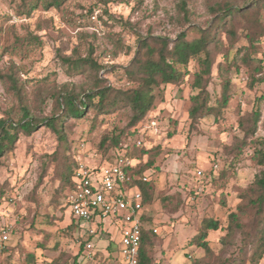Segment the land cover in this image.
I'll list each match as a JSON object with an SVG mask.
<instances>
[{
	"label": "rangeland",
	"instance_id": "rangeland-1",
	"mask_svg": "<svg viewBox=\"0 0 264 264\" xmlns=\"http://www.w3.org/2000/svg\"><path fill=\"white\" fill-rule=\"evenodd\" d=\"M103 1L107 0H67L59 10L46 11L41 6L31 17L24 18L16 14L20 0H0V120L17 121L22 116L21 101L9 81L2 80L11 67L22 88L23 106L32 112V117L42 119L55 111L51 99L54 91L64 85L77 90L89 87L86 76L70 78L64 73L61 57L72 56L75 49L85 57L89 47L94 46V56L104 66L100 76L110 86L126 89L131 84L111 67L124 68L131 63L138 33L174 40L187 30L189 38L194 39L200 36L199 29H205L212 20L206 0H186L192 20L185 29L177 8L181 0ZM90 8H94L98 19L91 18L90 26H82V15ZM110 16L123 19L126 26L114 23ZM246 33L239 27L238 40L233 45L225 30L220 31L218 42L210 46L214 64L208 90L213 102L221 95L222 82L231 81L230 102L218 121L206 117L195 130L190 129V99L197 93L193 83L198 71L196 60H192L180 84L156 90L155 104L135 126L136 133L135 127H130L129 109L99 117L90 111L86 118L66 121L67 152L48 127L21 133L14 148L0 156V228L11 226L13 230L6 264H31L29 255H34L36 264H77V259L78 264H85L80 258L85 245L69 228L73 218L66 206L68 190L64 179L73 163L68 157H81L91 164L92 160L110 162V157L125 151L114 148L105 152L97 145L106 134L121 131L130 149L145 146L156 153L145 174L154 184L153 201L145 211L147 227L158 235L153 248L154 264H193L192 257H201L203 253L190 246V241L202 219H219L221 228H226L228 215L241 202L239 194L264 170L253 159V145L243 149L238 158L234 152L244 138L238 128L239 118L251 112L257 98L264 95V71L255 70L259 63L264 65V38L255 52L261 62L247 67L243 54L237 53L239 47L249 45ZM115 39H121V44L114 43ZM127 46L132 50L127 51ZM229 62L236 65L228 72L219 70L220 64L225 69ZM262 113L255 138L261 139L264 147V104ZM171 131L175 132L172 138ZM54 154L56 159L51 160ZM128 158L141 169L150 156ZM110 231L111 235L103 234L104 240L96 241L97 264H103L104 251L112 241L116 245L114 258L122 260L121 236L114 228ZM224 236L222 230L212 232L208 238L220 260H212V264H264V258L259 263L253 258L256 242L245 245L238 233L223 244Z\"/></svg>",
	"mask_w": 264,
	"mask_h": 264
},
{
	"label": "trees",
	"instance_id": "trees-1",
	"mask_svg": "<svg viewBox=\"0 0 264 264\" xmlns=\"http://www.w3.org/2000/svg\"><path fill=\"white\" fill-rule=\"evenodd\" d=\"M65 2L67 0H20L16 14L18 17L27 18L31 17L41 6L46 11L59 10ZM103 2L107 4L109 0ZM206 6L212 20L205 29H199L200 36L198 38L190 39L187 30L182 31L174 40L153 35L143 37L139 33L137 34L135 57L131 63L124 68L111 67L131 84L126 89L110 86L100 76L104 66L98 58H95L94 46L89 47L85 57H82L76 49L73 51L72 56L61 57L60 65L64 73L70 78L80 75L86 76L89 80V87L77 90L74 86L70 88L68 85H64L58 91H54L51 94V99L54 102L55 111L49 117L34 118L31 116L32 112L26 106H23L22 88L16 78L17 73L14 67H11L10 73L2 75V80L9 81L16 92L19 101L22 103V116L17 121L11 118L0 120V156L14 148L21 133L30 134L41 126L50 128L57 136L60 148L67 152L70 148H68V137L64 123L72 118H86L90 111L95 112L96 117H99L114 111L129 109L131 112L130 127L138 126L152 110L156 101V90L162 86L180 84L184 80L185 74L188 72L187 68L192 60H196L198 71L195 73L193 83V89L197 93L190 99V129L195 130L201 120L206 117L212 116L218 121L230 102L231 81L224 80L222 82L221 95L216 97V101L213 102L212 95L208 90L214 64L210 46L218 42L219 32L223 30H225L230 43L235 45L238 40L236 39L238 28L241 27L247 32L246 39L249 45L239 47L237 53L243 54L242 61L247 67L252 68L255 63H258L257 61L261 62V60H257L258 57H255V52L264 38V0H206ZM177 8L180 13V24L185 29L191 23L192 12L187 7L186 0H181ZM106 14L109 13L106 12ZM82 18L81 25L90 26L89 21L91 18L96 20L98 16L95 15L94 8H90L85 16L82 15ZM110 19L114 23L126 26L123 19L117 20L112 16H110ZM99 20H103L102 17H99ZM32 43L33 41L29 42V44ZM114 43L121 44V39H115ZM131 50L132 48L127 46V51ZM235 65L236 62H233V64L229 62L227 67L222 69L220 64L219 70L228 72ZM183 70L185 71L183 72ZM255 70L263 72V62L259 63ZM263 104L264 95L257 98L251 112L239 118L238 128L244 138L238 141L239 144L234 149L235 158H238L241 156L243 149L253 145L255 148L253 159L261 167H264V147L262 140L255 137L263 118ZM133 132H137L136 127ZM174 134V131L169 133L171 138ZM123 135L122 131L116 134H106L97 147L105 152L114 148L123 149L126 157L142 159L147 155L150 156L145 167L141 169L137 167L130 172L131 175L137 178L136 183L143 193V204L147 209V206L153 201L154 184L150 180L142 182L141 178L145 176L153 163L152 157L156 154L155 149L145 146L137 147L136 145L130 149V145L124 144ZM71 157L72 161H70L73 163V169L67 168L64 179V186L68 190L67 199L72 191V176L76 165V158L70 154L68 159H71ZM113 157H110V160L114 159ZM50 159L55 160L56 155H52ZM239 198L241 202L236 206V210L228 215L226 228H221L219 219L207 217L202 219L197 234L190 241V246L201 251L203 255L192 257L193 264H212V260L220 261L219 256L211 248L208 238L212 232L222 230L225 233L222 239L223 244L234 239L240 233L243 236L245 245L256 242L253 252L256 263L264 258V170L256 176L251 186L239 194ZM147 221L148 217L145 214L143 217L139 264H154L153 248L158 235L153 229L147 227ZM79 225L80 223L73 218L69 228L77 231ZM81 245L84 246L85 242L83 241ZM115 247L113 241L107 246L104 251L103 264H117L119 262V259L117 260L113 256L116 251ZM81 257L83 255H80ZM27 258L31 259V264H36L34 255H29ZM76 262L78 264V259Z\"/></svg>",
	"mask_w": 264,
	"mask_h": 264
},
{
	"label": "built area",
	"instance_id": "built-area-1",
	"mask_svg": "<svg viewBox=\"0 0 264 264\" xmlns=\"http://www.w3.org/2000/svg\"><path fill=\"white\" fill-rule=\"evenodd\" d=\"M91 162L76 159L72 191L67 199L70 215L80 223L76 232L77 240L85 242L83 259L88 264H97L96 241L104 240L103 234L111 235L110 228H114L121 236L122 260L117 264H139L146 208L137 178L130 173L137 164L121 153L105 164ZM141 180L149 179L144 176ZM12 234L11 226L0 228V264L6 258Z\"/></svg>",
	"mask_w": 264,
	"mask_h": 264
},
{
	"label": "crops",
	"instance_id": "crops-1",
	"mask_svg": "<svg viewBox=\"0 0 264 264\" xmlns=\"http://www.w3.org/2000/svg\"><path fill=\"white\" fill-rule=\"evenodd\" d=\"M118 231V230H117ZM119 233V232H118ZM7 256H8V254L6 255V258L3 260V261H5V262H3L2 264H6V261H7ZM84 260V259H83ZM82 261H80V263H81ZM84 262H85V264H87V262L84 260Z\"/></svg>",
	"mask_w": 264,
	"mask_h": 264
}]
</instances>
